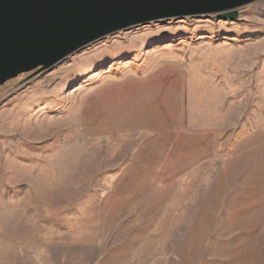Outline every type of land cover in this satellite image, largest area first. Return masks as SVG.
Returning a JSON list of instances; mask_svg holds the SVG:
<instances>
[{
  "label": "rangeland",
  "instance_id": "374dc122",
  "mask_svg": "<svg viewBox=\"0 0 264 264\" xmlns=\"http://www.w3.org/2000/svg\"><path fill=\"white\" fill-rule=\"evenodd\" d=\"M237 12L0 86V264H264V0Z\"/></svg>",
  "mask_w": 264,
  "mask_h": 264
},
{
  "label": "water",
  "instance_id": "95a60500",
  "mask_svg": "<svg viewBox=\"0 0 264 264\" xmlns=\"http://www.w3.org/2000/svg\"><path fill=\"white\" fill-rule=\"evenodd\" d=\"M257 0H0V86L47 70L107 35L196 15L236 19Z\"/></svg>",
  "mask_w": 264,
  "mask_h": 264
}]
</instances>
